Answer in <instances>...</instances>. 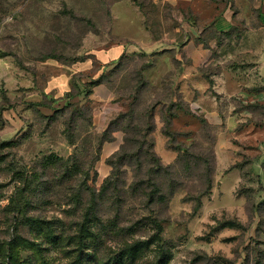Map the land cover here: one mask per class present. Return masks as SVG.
Segmentation results:
<instances>
[{"label": "rangeland", "instance_id": "obj_1", "mask_svg": "<svg viewBox=\"0 0 264 264\" xmlns=\"http://www.w3.org/2000/svg\"><path fill=\"white\" fill-rule=\"evenodd\" d=\"M116 1L0 0V264L14 237L43 240L9 209L21 190H29L30 216L54 222L62 236L83 215L81 209L68 212L67 204L81 194L85 205L112 172L124 193L140 179L149 180L150 188L159 182L164 193L175 189L168 213L158 217L167 219L168 264H264V0H210L229 11L234 24L228 32L208 33L217 42L211 70H238L252 83L247 99L236 104L241 122L235 136L225 126L208 124L186 101L177 76L186 70L185 62L174 55L162 76L156 74L158 60L142 52L104 66L100 77L95 72L100 65L92 73L75 69L94 57L95 49L110 45L112 7L121 2ZM126 1L141 3L145 24L156 26L157 37L180 24V14L177 18L169 5ZM101 77L120 104L113 120L126 116L108 133L94 130L93 104L85 94L90 82ZM148 112L154 132L147 140L162 165L170 167L166 172L158 173L149 161V145L141 151L145 132L130 130L145 128ZM250 130L254 134L244 135ZM116 131L123 134V143L113 155L121 156L104 177L100 161ZM51 155L76 158L78 170L70 181L65 167L47 168L45 159ZM209 180L211 190L201 196ZM124 195L118 198L122 220L160 214L148 196ZM45 253L50 263L69 262L58 248ZM157 260L150 253L140 264Z\"/></svg>", "mask_w": 264, "mask_h": 264}, {"label": "crops", "instance_id": "obj_2", "mask_svg": "<svg viewBox=\"0 0 264 264\" xmlns=\"http://www.w3.org/2000/svg\"><path fill=\"white\" fill-rule=\"evenodd\" d=\"M149 1L160 7H173L177 18L180 14V24L168 31L164 29V35L157 37L158 29L154 25L146 26V15L140 7L130 5L126 0L118 2L112 7L110 45L95 49L93 59H86V62L78 63L77 68H72L77 70L80 67L79 70L92 73L94 66L100 65L95 70L96 76L100 77L104 66L117 64L125 55L142 52L158 60L156 74L162 76V68H169L173 64L174 55L175 60L185 62L186 70L180 71L177 76L181 78L179 83H182L186 101L197 106L198 114L208 124L215 127L225 126L227 133L235 136L241 122V113L236 104L247 99V87L252 83L247 79L248 76L244 77L238 70H211L210 66L215 65L216 61L214 52L217 42L213 37L208 38V33L219 34L233 28L230 12L218 9L210 0ZM152 19L156 20V16ZM74 74L75 71L72 72ZM89 98L93 104L94 130L103 133L121 111L120 104L113 89L106 83L93 87ZM252 133L254 134V130L244 135ZM112 137V143L104 146L100 161V172L104 173V177L110 172L107 160L119 151L123 143L121 132H114Z\"/></svg>", "mask_w": 264, "mask_h": 264}, {"label": "trees", "instance_id": "obj_3", "mask_svg": "<svg viewBox=\"0 0 264 264\" xmlns=\"http://www.w3.org/2000/svg\"><path fill=\"white\" fill-rule=\"evenodd\" d=\"M118 1L122 0H117L116 2ZM138 7L142 8L141 3H138ZM103 83L107 84V81L102 77L91 81V90L85 93L89 95L88 97L86 96V99L90 97L93 87ZM81 94L78 93L76 96L80 97ZM148 114L149 112L143 116L147 117L145 128L139 129L138 126H135L130 128V130L135 131V134H138L140 131L145 132V140L141 151L144 150L146 145H149V148L145 151L149 161L153 165L155 163L158 173L166 172L170 167L162 165L161 160L154 152V146L149 144L147 140V137L154 132L152 115L148 116ZM125 117V115H122L118 119L111 121L103 133L111 131V127L115 122ZM133 142L137 143L138 140L134 138ZM183 152L186 157L190 156L189 150H183ZM120 156V153L113 155L107 160V164L114 168V162ZM75 159V157L70 156L67 160H64L63 158L51 155L45 159V165L47 168L58 167L59 165L65 167L68 180L70 181L75 175L73 170H78ZM124 159L120 158L121 161ZM148 181L140 179V181L134 182L124 193L119 189L120 181L118 180L117 172H112L105 180L98 194L94 192L93 198L87 201L85 205L81 194L76 196L74 202L72 201L67 204L70 208L68 212L74 209H81L83 215L80 218L72 220L67 225L70 231L64 234L61 233L62 236L58 233L54 222L48 221L41 216H30L29 208L32 206V203L29 190H21L18 197L12 198L9 209H12L16 213L15 215L18 219L23 220L21 222L26 223L30 229L43 236V240L36 241L24 239L20 236L14 237L4 247V251L1 254L3 258L1 264H55L49 262L45 253L49 251V247L58 248L64 252L65 258L69 261L67 264H140L143 263L150 253H156V260H158L154 264H168L170 250L168 242L163 238V223L167 219H160L158 217L163 216L162 214H166V212L168 213L170 197L174 194L175 189L173 188L169 193H164L161 190L159 182H154L153 188H150ZM210 183L211 181L209 180V186L201 196L209 193L211 190ZM85 186H87V182ZM85 190L89 192L91 188L87 186ZM131 192H138L142 196H148V203H154L155 207L158 206L160 214L157 215L155 213L154 215L153 213L151 216H141L134 219L127 217L122 220L123 214L121 212L123 211V206H120L121 201L118 198L121 199L122 194L127 195L131 194ZM110 210L113 211V214H110ZM45 243L50 246L45 247ZM28 251L31 254L26 257Z\"/></svg>", "mask_w": 264, "mask_h": 264}, {"label": "built area", "instance_id": "obj_4", "mask_svg": "<svg viewBox=\"0 0 264 264\" xmlns=\"http://www.w3.org/2000/svg\"><path fill=\"white\" fill-rule=\"evenodd\" d=\"M192 107H193L194 111L199 112V109L197 108V106H192Z\"/></svg>", "mask_w": 264, "mask_h": 264}]
</instances>
